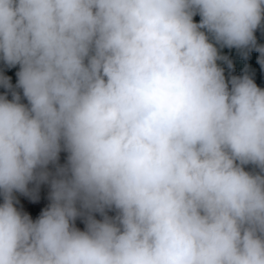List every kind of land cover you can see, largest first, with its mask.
Returning <instances> with one entry per match:
<instances>
[{
  "label": "clouds",
  "instance_id": "1",
  "mask_svg": "<svg viewBox=\"0 0 264 264\" xmlns=\"http://www.w3.org/2000/svg\"><path fill=\"white\" fill-rule=\"evenodd\" d=\"M262 27L264 0H0V264H264V88L218 64L264 67Z\"/></svg>",
  "mask_w": 264,
  "mask_h": 264
},
{
  "label": "trees",
  "instance_id": "2",
  "mask_svg": "<svg viewBox=\"0 0 264 264\" xmlns=\"http://www.w3.org/2000/svg\"><path fill=\"white\" fill-rule=\"evenodd\" d=\"M195 22H199V16L197 15L194 17ZM256 41L258 45H264V27L257 29L256 33ZM243 50H238L235 48H221L220 54L222 56H226L228 60L232 62V67L229 68L228 64L224 61H218V64L221 68L224 70V75L226 79H230L232 76H242L246 72L248 75L251 76V78L254 80V82L257 84L258 87L264 88V67H261V65L258 63L259 53L255 50L248 51L247 58H245L242 55ZM19 70V66H15L12 68H9L7 65H5L2 61H0V73H2L5 76H9L11 78L10 82L15 88L17 77L16 72ZM17 91H21L19 89H16ZM7 92L8 98L11 99V94L0 86V95H3ZM21 102L27 104L26 99L23 98L22 92H21ZM67 159V153L61 152L59 155V161L58 163L63 165L66 163ZM49 170L54 171L55 167L53 165H49ZM246 171H252L253 168L251 165L245 166ZM2 200V197H0V201Z\"/></svg>",
  "mask_w": 264,
  "mask_h": 264
},
{
  "label": "built area",
  "instance_id": "3",
  "mask_svg": "<svg viewBox=\"0 0 264 264\" xmlns=\"http://www.w3.org/2000/svg\"><path fill=\"white\" fill-rule=\"evenodd\" d=\"M51 172L54 173L55 170ZM29 187L30 189L35 188L34 195L37 197V199L33 201L29 196L15 193V198L18 201V203H16V207L22 212H27L32 217V219L35 220L36 218H38L41 210L47 207L50 203L48 198L50 194V186L47 183H42L38 186V188H36L34 185H30ZM2 202L3 200L0 201V203ZM108 215L114 216L115 212L109 211ZM96 218L101 219L99 214H96ZM75 223L78 228H80L81 230L84 229L85 225L82 219L78 218Z\"/></svg>",
  "mask_w": 264,
  "mask_h": 264
}]
</instances>
